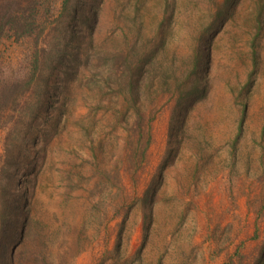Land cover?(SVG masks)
<instances>
[{"label":"rangeland","instance_id":"rangeland-1","mask_svg":"<svg viewBox=\"0 0 264 264\" xmlns=\"http://www.w3.org/2000/svg\"><path fill=\"white\" fill-rule=\"evenodd\" d=\"M98 2V20L89 28L80 18L83 5L77 15L67 13L58 22L59 4L54 5L38 44L45 51L42 77L26 95V116L36 114L45 91L56 93L49 102L51 118L64 105L46 157L27 185L30 215L45 227L48 261L264 264V13L261 32L255 23L260 3L241 0L212 35L209 92L181 130L174 126L169 133L175 101L168 89L157 88L140 99L145 120L151 119V143L146 160L128 173L135 149L127 124L132 115L120 88L107 86L106 54L124 49L134 37L140 42L156 38L147 50H158L159 77L163 73L171 82L166 71L175 66L183 76L188 72L192 39L211 22L215 8L208 11L205 0ZM253 40L259 55L254 68ZM34 48L31 39H4L0 70L5 76L27 72ZM78 52L77 71L64 83L66 64L56 68L54 60ZM243 103L247 114L236 139ZM44 128L42 120L35 122L27 135ZM25 132L20 124L13 133L11 157L4 164L1 134L4 176L14 177L25 149L34 155ZM152 181L157 192L150 209H144L141 197ZM19 182L15 178L8 192L19 191Z\"/></svg>","mask_w":264,"mask_h":264},{"label":"trees","instance_id":"trees-1","mask_svg":"<svg viewBox=\"0 0 264 264\" xmlns=\"http://www.w3.org/2000/svg\"><path fill=\"white\" fill-rule=\"evenodd\" d=\"M101 1V0H100ZM241 0H205L208 11H215L211 14L212 20L206 26H202L194 39L190 48V69L183 76L179 72L180 68L171 66L166 72L170 75L171 82L165 74L159 77L160 69L158 50L148 52L150 43L154 45L158 40L151 39L149 42H140L134 37L127 46L116 52L106 54L107 62L104 64L107 72V86L113 83L120 92L124 94L127 103L128 115L132 119L127 121L128 126L133 131L135 149L132 156H129L128 173L136 171L141 162L146 160L147 152L151 143L150 127L151 119L145 120L141 108L137 105L140 99L149 95L155 89L167 90L171 93V99L175 104L171 109L169 133L175 126L182 129L188 114L194 109L197 103L204 100L209 92V72L212 58V48L210 40L212 35L223 26L235 12ZM203 3V0H200ZM258 17L255 23L258 25V33L261 32L260 17L264 13V0H256ZM59 4V19L65 17L67 13L72 16L77 15L79 5H83L81 21L89 28L97 22L98 0H0V44L4 39L12 38L14 41L31 39L35 43L34 52L31 55L30 69L27 72H16L15 75L5 76L0 70V137L4 132V152L3 164L8 163L11 157V149L8 141L13 133L23 124L26 127V134L30 132L35 122L42 120L45 128L41 133L31 135L32 149L34 155H30L26 149L23 154V161L20 167L14 169V177L4 176V170L0 171V192L6 191V195H0V264H51L47 257V236L45 227L37 222L31 215L29 209V198L27 185L36 178L35 172L40 161L44 160L47 154L49 138L57 129L61 120L60 108H57V115L51 118L49 112V102L54 99V91H45L40 100L36 114L32 116L24 115V107L27 105V94L32 86L41 79V59H44V49L39 48V41L44 35L48 21L54 16V5ZM100 11V10H99ZM49 24V23H48ZM139 29V28H138ZM164 43H161V48ZM251 61L253 68L256 67L259 55L254 47V40L251 43ZM80 52L69 54L67 59L61 56L55 58L56 68H61L66 64L62 72L65 83L72 78L77 71V62L80 61ZM60 70V69H59ZM61 71V70H60ZM251 74L247 76V87L251 85ZM162 80L160 81V78ZM116 79L112 82V79ZM131 111V113H129ZM247 114V104L243 103L240 109L237 138L242 133V128ZM52 120V121H51ZM148 135H144V130ZM26 139V137H25ZM236 142V140H235ZM118 173V170L117 172ZM17 178L20 183L19 191L8 192L11 183ZM160 174L156 176L159 180ZM156 182H151L141 197V204L144 209H150L153 197L156 194ZM151 210L146 215L149 217ZM40 226V228H39Z\"/></svg>","mask_w":264,"mask_h":264}]
</instances>
